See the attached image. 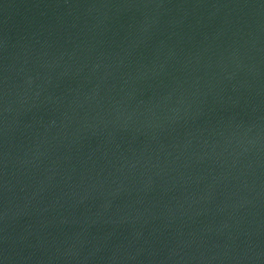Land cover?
<instances>
[{
    "label": "water",
    "instance_id": "obj_1",
    "mask_svg": "<svg viewBox=\"0 0 264 264\" xmlns=\"http://www.w3.org/2000/svg\"><path fill=\"white\" fill-rule=\"evenodd\" d=\"M0 264H264V0H0Z\"/></svg>",
    "mask_w": 264,
    "mask_h": 264
}]
</instances>
